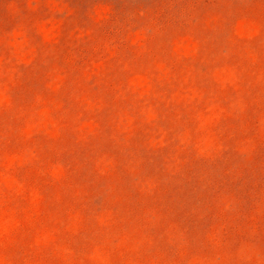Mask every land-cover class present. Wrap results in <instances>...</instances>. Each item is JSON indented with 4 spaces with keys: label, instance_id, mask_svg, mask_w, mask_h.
Segmentation results:
<instances>
[{
    "label": "clouds",
    "instance_id": "1",
    "mask_svg": "<svg viewBox=\"0 0 264 264\" xmlns=\"http://www.w3.org/2000/svg\"><path fill=\"white\" fill-rule=\"evenodd\" d=\"M0 264H264V0H0Z\"/></svg>",
    "mask_w": 264,
    "mask_h": 264
}]
</instances>
